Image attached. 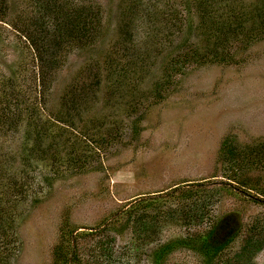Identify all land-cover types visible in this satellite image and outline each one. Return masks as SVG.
Wrapping results in <instances>:
<instances>
[{
    "label": "trees",
    "instance_id": "16d2710c",
    "mask_svg": "<svg viewBox=\"0 0 264 264\" xmlns=\"http://www.w3.org/2000/svg\"><path fill=\"white\" fill-rule=\"evenodd\" d=\"M29 2L33 11L24 12L23 20H15L12 26L27 41L37 62L39 92L30 99L11 76L7 80L10 85L1 93L11 102L7 101L6 108L0 107V131L18 132L19 126L25 125L22 153L26 162L20 168L22 177L17 170L12 174L3 161L0 163V264H5L14 251L6 219L10 229L16 222L11 210L18 208L17 197L29 190L23 180L25 177L30 184L28 164L34 160L50 165L53 177L43 179L50 185L58 177L97 172L100 167L94 162L99 163L111 146L124 142L126 127L131 128L128 142L140 138L142 122L150 109L173 91L177 76L208 64L240 66L246 59L241 54L264 41V0H120L115 40L99 53L94 49L108 27L97 0ZM8 10V0H0V20L4 21ZM193 17L197 24L192 22ZM157 26H162L160 33ZM139 28L147 39L144 45L137 37ZM174 28L176 32L195 30L197 41L187 38L178 44L167 56L161 75L144 88L152 71V52L158 54L156 57L162 55L163 51L157 49L167 38L170 40ZM74 51L91 54L64 89L57 108L49 110L47 92L63 58ZM24 61V57L19 58L18 64ZM18 100L26 110L16 107L20 106L15 103ZM218 161L225 165L228 183L218 186L212 182L213 187L206 185L207 181L178 183L166 191L141 194L112 214V221L106 220L103 231H108V236L103 234L97 247L108 253L113 239L109 234H122L132 224L138 231L136 237L144 240L167 223H196L195 230L158 245L153 250L154 264H162L177 249L194 252L202 264H224V252L241 235L240 248L247 258L263 250L264 215L245 223L246 207L242 205L264 206V141L243 146L227 135L219 148ZM224 191L243 203L213 217L206 206ZM80 229L69 212L62 215L50 264H82L78 239L93 232Z\"/></svg>",
    "mask_w": 264,
    "mask_h": 264
},
{
    "label": "rangeland",
    "instance_id": "374dc122",
    "mask_svg": "<svg viewBox=\"0 0 264 264\" xmlns=\"http://www.w3.org/2000/svg\"><path fill=\"white\" fill-rule=\"evenodd\" d=\"M80 1L74 0L75 3ZM97 1L103 7L104 22L108 27L94 49L99 53L105 52L115 40L120 0ZM29 3V0H8V15L4 21L0 20V103L3 104L0 107L6 108L7 101L11 102L10 97L1 94L10 85L7 80L11 76L16 77L19 89L30 99L39 92L35 78L37 62L27 41L12 26L15 20H23L24 12L30 14L33 11L32 3ZM192 22L198 23L195 17ZM139 29V43H146L145 33ZM161 29L162 26H157L159 33ZM176 31V28L172 29L170 40L167 38L165 45L162 43L158 47L157 51H163L162 55L156 57L158 54L152 52V71L144 88L161 75L167 56L178 44L187 38L190 42L197 41L195 30L190 33ZM90 54L74 51L65 55L47 92V109L57 108L64 89ZM241 55L246 59L240 66L208 64L189 68L177 76L173 91L164 102L153 106L142 122L140 138L128 142L131 128L130 125L126 127L125 143H117L104 152L99 158L101 164L94 162L100 167L97 172L58 177L50 185L43 180L53 177L50 165L34 160L28 164L30 184L23 177L29 185L28 193L18 196V208L11 210L15 226L10 225L9 229L6 219L12 237L10 246L14 251L5 264H50L52 250L59 238V224L66 212L71 214L80 231L93 232L78 239L82 264H154L153 250L158 245L195 230L196 223H167L161 231L143 240L136 237L138 231L132 224L122 234H109L113 239L108 253L97 247L101 236H108V231H103L106 220L141 194L166 191L178 183L207 181L205 184L209 187H213L212 182L218 186L228 183L225 165L218 161L219 148L227 135H232L238 145L243 146L264 141V41L255 43ZM22 57L26 61L19 65ZM15 103L19 105L20 100ZM16 107L22 111L27 106ZM47 109L43 112L47 113ZM126 122L130 123V119ZM24 132V124L19 126L18 132L0 131V163L3 161L4 167L8 165L12 174L17 170L20 177L23 176L20 168L26 162L22 153ZM216 197L220 200L214 199L206 206V212L213 217L237 209L243 203L226 191ZM242 207H246L245 223H251L257 215H264V206L247 207L243 203ZM242 237L224 252L226 263H223L264 264V248L247 258L248 254L242 253L240 248ZM162 264H202V261L190 250L177 249Z\"/></svg>",
    "mask_w": 264,
    "mask_h": 264
}]
</instances>
